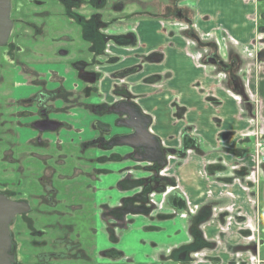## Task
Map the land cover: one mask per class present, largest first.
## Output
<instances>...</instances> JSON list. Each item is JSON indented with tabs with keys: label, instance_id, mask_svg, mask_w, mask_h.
I'll return each mask as SVG.
<instances>
[{
	"label": "flooded vegetation",
	"instance_id": "af4514ba",
	"mask_svg": "<svg viewBox=\"0 0 264 264\" xmlns=\"http://www.w3.org/2000/svg\"><path fill=\"white\" fill-rule=\"evenodd\" d=\"M9 1V23L0 27V147L4 149L0 150V154L6 158L0 164L1 171L9 172L10 176L0 178V194L19 204L9 224L10 247L7 255H11V264H248L247 253L241 248L242 251L237 252L227 247L225 253L215 252V243L205 240L201 231L205 215L208 221L217 217L218 224L224 226L226 221L246 222L247 217L244 218L242 211L232 208L225 200L218 203L219 200L212 198L210 203L186 215L190 209L186 192L173 178L164 175L170 169V158L184 159L187 151L198 149L195 138L183 133L178 148L164 147L163 141L150 131L152 120L149 114L135 102L125 84H114L107 93L101 89L102 68L117 59L111 46L122 41L127 45L136 42L133 25L129 28L125 23L140 19L131 13L140 10L143 1ZM175 1L182 3L177 12L183 11L181 16L186 19L184 24L192 39L206 46L208 51L205 49L203 52L210 62L220 66V73L231 77L233 69L238 67L233 57L231 59L234 54L220 57L215 39H211L208 33L200 32L184 12L187 9L196 10L183 6L185 0ZM56 15L62 16L66 25L70 26L73 22L79 27V37L86 43L84 49L77 50L73 55L69 49L60 50L56 57L53 56L57 38L52 35L55 33H52L51 20ZM259 18L264 20V12ZM120 26L125 29L120 30ZM64 40L69 41L68 37ZM55 58L71 59L64 74L51 67ZM255 58L264 64V46H259ZM133 69L130 66L116 69L109 76L114 81H122ZM69 77L73 80L70 87L66 85ZM73 94L83 100L81 107L74 108ZM94 99L96 101H92ZM74 109L81 112L80 118H74L75 121L86 127L75 128L72 121ZM179 114L183 113L177 108L176 115ZM146 125L147 131L157 139V146H150L151 151L117 144L126 138H134L136 134L141 136L140 132ZM74 131L76 139L67 137ZM185 140H192L194 145L186 146ZM149 141L146 142L147 147L151 143ZM250 142L254 144V140ZM90 147L113 152L112 158L136 164L119 171L113 186L124 191L129 190L124 187L133 182L139 181L140 185L131 189L133 193L113 203L104 198L93 199L89 206L83 201L85 203L77 210L76 206L67 205L62 193L66 185L73 181L72 162L82 160L81 175L86 180L91 179V182L100 183L104 174L95 168V156H89L94 152H89ZM227 151L239 155L245 150L241 147ZM253 151L256 152V149L243 154L253 155ZM147 153L155 155L154 160ZM15 160H19L18 163ZM105 160L102 158L101 161ZM261 163L263 170L260 177L248 179L253 173L246 166L234 173V179L243 181L249 189L258 190V198L254 201L257 206L259 204V209L254 220L258 223L257 229L263 231L264 161ZM225 167L219 158L206 164L203 172L210 178L216 172H225ZM89 168L95 172L91 173V177ZM135 170L146 175L136 178ZM97 191L99 193V187ZM210 196L207 190L206 197ZM167 209L169 214L158 213V217H189L186 241L163 247L146 239L144 244L150 243L151 246H146L140 256L134 252L126 253L124 247H116L121 236L133 227L134 218L152 216L154 219V212ZM94 216L108 226L102 230L107 234L104 241L110 243L108 246L92 241L90 234L81 229L94 225ZM246 226H242L239 232L249 237L252 234ZM99 227L96 225L97 231ZM90 233L98 235L96 231Z\"/></svg>",
	"mask_w": 264,
	"mask_h": 264
},
{
	"label": "crops",
	"instance_id": "0c3cea01",
	"mask_svg": "<svg viewBox=\"0 0 264 264\" xmlns=\"http://www.w3.org/2000/svg\"><path fill=\"white\" fill-rule=\"evenodd\" d=\"M142 1L140 10L131 13L140 19L129 21L131 25L125 23L129 28L133 25L136 42L127 45L122 41L111 46L117 59L102 68L101 89L107 93L114 84H125L135 102L149 114L150 131L163 141L164 147L178 148L183 133L195 138L196 153L194 150L186 153L192 166L179 167L176 160L164 175L181 182L188 192L190 209L186 215L210 203L212 198L219 200L218 203L225 200L232 208L241 210L244 218L247 217L246 222L226 221L224 226L218 224L217 217L208 221L205 215L202 235L215 243L217 253H225L226 247L233 252L243 250L247 253L248 264H264V228L258 230L254 220L259 209L255 202L258 190L251 187L256 192L252 197V190L243 181L234 179V173L247 166L249 153H243L252 149V140L240 133L252 123L249 107L253 109L254 104L250 103L256 99L260 101L257 102L258 118L264 119V64L254 59V51L256 54L259 46H264L261 42L264 41V24L260 23L261 12L256 8L259 0H197L196 11H184L200 32L215 39L218 54H234L231 59L233 57L238 67L233 69L231 77L216 71L203 52L208 51L206 46L192 39L184 24L186 19L181 16L183 11L177 12L181 2ZM141 14L143 17H139ZM119 28L125 29L124 26ZM222 42L226 43L227 53L220 48ZM256 64L260 70L254 72V68L249 72ZM128 66L134 69L122 81L110 78L111 71ZM177 108L182 110V115H176ZM222 128L230 129L227 130L231 136L229 145L217 136ZM238 147L245 150L243 155L227 151ZM219 158L226 162V171L207 178L203 167ZM174 166L177 169H173ZM180 217L188 219L185 225L188 233L189 217ZM245 224L252 234L249 237L239 232Z\"/></svg>",
	"mask_w": 264,
	"mask_h": 264
},
{
	"label": "rangeland",
	"instance_id": "374dc122",
	"mask_svg": "<svg viewBox=\"0 0 264 264\" xmlns=\"http://www.w3.org/2000/svg\"><path fill=\"white\" fill-rule=\"evenodd\" d=\"M185 6H189L192 7L193 9H197V0H185L184 2ZM195 3V4H194ZM256 8L258 9L259 13L264 12V0H259V2H256ZM52 24H53V30L52 34L54 37H56V43L53 47V56L56 57L57 54L60 50H70L75 54L77 52V50L79 49H84L86 43L80 39L79 37V27L75 24V23H71L70 26L66 25V22L64 21V19L62 18V16L59 17V15H56L53 17V19L51 20ZM260 23L264 24V20L260 19ZM68 37L69 41L66 42L64 39ZM226 43L228 44V41H226ZM226 43L222 42L220 44V48L221 50H225V53H227L226 50ZM261 46V45H260ZM251 49V48H250ZM252 50V49H251ZM253 50H255V48H253ZM250 52V51H249ZM225 55H221L219 52V56H221L222 58H225ZM251 55V54H249ZM254 56H255V51H254ZM254 59H256L254 57ZM71 59L70 58H55L53 60V63L51 64V67L56 69V71H59L61 74H64L65 72V67L68 65L69 61ZM257 62V61H256ZM246 63V62H245ZM247 64L250 66L251 63L248 61ZM215 67L216 71H220L221 68L219 65H211ZM251 67V66H250ZM255 68V70H254ZM43 69V68H42ZM256 72L260 70V66L259 64H256L255 67H253V69L251 70V68L249 69V72ZM239 71V70H237ZM68 77V75H67ZM73 80L71 77H69V79H67V83L66 85L68 87L71 86ZM73 105L74 108H78L81 107L83 105V100L81 99L80 96H77L75 94H73ZM252 99V97H251ZM92 101H96L95 99ZM257 99L255 100L254 103H250V105L254 104L253 109H251L249 107V117H250V121L252 123H250V125L248 127H246L244 130H242V132L240 133L243 137H249L250 140H254V144H251L252 150L256 149V152L253 151V155H249L248 160H247V167L249 172H252L253 174L249 176L248 179H253L254 177H260L261 174V169L263 170V165L261 162L264 161V156L262 155V151L264 150V148L262 149V147L264 146V119L262 118H258V114L260 113V110L258 108V102ZM213 106V104H212ZM215 111V110H214ZM74 114H72V121H74V126L75 128H84L86 127L84 124H79L77 121H75L74 118H80L81 116V112L79 113L78 109H74L73 110ZM257 118L259 119V122L257 120ZM227 128H222L219 133H218V137L220 138L221 141H228L229 145V140L231 138V136L228 134ZM253 131V132H252ZM72 137L74 139H76V132L74 131L73 133L67 134V137ZM262 141V142H261ZM258 144V145H257ZM239 148V147H238ZM75 149V148H74ZM77 150H79V146L76 147ZM95 147H90L89 148V152H92V155H89L90 157H92L93 155L95 156L94 159V166L97 170H102V173H104L102 175L101 181L100 183L98 182H91L90 180H86L85 177L83 175H81V171L83 170L82 167V160H79V162H77L78 159H76L75 161L72 162L71 167H72V178L73 181L71 183H69L68 185H66L65 189L62 190V193L65 195L66 198V202L67 205H71L72 207L76 206L75 208L77 209L78 206H80L81 204L87 202L88 206L90 201H92L93 199H97V200H102L103 198L106 199L107 201H109L110 203H113L116 199L119 200L121 199L123 196L125 195H129V193H133V190L129 189V190H124V191H120L117 187L113 186V183L117 181L118 179V172L123 170L124 168L127 167H133L136 164H133V162L128 161V160H124V161H120L117 160L115 158H112V153L109 151H102V150H95ZM121 150H126L127 148H120ZM0 150H4L3 148L0 147ZM16 150H21V149H16ZM51 150V149H50ZM53 150V149H52ZM228 150H230L228 148ZM231 150H235V149H231ZM190 151V150H189ZM197 149L194 150V152L196 153ZM4 153V152H3ZM102 158H105L106 160L104 162H102ZM189 156L184 157V159H177V158H173L172 160H169V166L171 168V166L173 165L174 162L177 161V165L180 167L182 165L184 166H192L191 164V160H189ZM5 156H1L0 154V162L5 160ZM16 161V160H15ZM19 161V160H17ZM16 161V163H18ZM226 163V162H224ZM68 168V167H67ZM173 169H177V166L172 167ZM2 165L0 164V178H5V177H9V172H2ZM49 172V170H48ZM91 173L94 174L95 172L89 168L88 174L91 177ZM136 174V178H139L141 176H145L146 173H139L138 171L135 170ZM71 178V179H72ZM101 185V186H100ZM113 186V187H112ZM179 186L181 187L182 190H184L187 194L188 192L186 191V189L184 188L183 184L181 182H179ZM99 187V193L97 191ZM96 189L95 194L93 195V190ZM252 193L250 192L251 196L253 197V195L256 193L255 190L251 189ZM189 195V194H188ZM120 197V198H119ZM126 197V196H125ZM162 198V197H161ZM157 199H159V196H157ZM85 201V202H83ZM82 202V203H81ZM95 202H93L94 204ZM85 207V205H83ZM73 207V208H74ZM91 209V207H90ZM78 210V209H77ZM167 211V212H166ZM163 211V212H154V219L152 218V216H139L134 218L135 222L133 227H130L128 229V232L125 233L124 235L121 236V240L120 242H118L116 244L117 248H125L126 253H130V252H134L136 254H138V256H140L141 252L143 250H146V246L149 248L151 245L150 243L145 245L144 241H146V239L151 240V241H155L158 243V245L160 246H167V245H173L175 243H180L183 241H186L188 239V233L186 231V224H187V220L188 219H181L180 216H174V217H168V218H159L158 217V213L159 214H169L168 210ZM130 215V214H129ZM95 218V224H90L88 228H86L85 226H83L81 229L82 230H86L88 233H86L87 235L90 234L91 240L92 241H97L98 244L102 245L103 243H105L104 238L107 239V234L102 231V230H106L108 226H104L102 224V221L100 218L96 219ZM128 218H126L127 220ZM72 226L75 228L74 226V222L71 223ZM81 224V223H80ZM96 225L100 226L99 227V231H97L96 229ZM147 226V229H144V227ZM91 231H96L98 232L97 236L96 234L92 235L90 232ZM110 243L106 242L103 246H108ZM101 247V246H100Z\"/></svg>",
	"mask_w": 264,
	"mask_h": 264
},
{
	"label": "water",
	"instance_id": "95a60500",
	"mask_svg": "<svg viewBox=\"0 0 264 264\" xmlns=\"http://www.w3.org/2000/svg\"><path fill=\"white\" fill-rule=\"evenodd\" d=\"M10 9L9 0H0V27L4 24L9 23L8 15ZM141 136L137 134L134 138H126L127 140L119 141V145H128L132 148H138L139 151L147 150L151 151L150 146H157L156 137L147 131V125L144 126L140 132ZM151 141L150 145L147 147L146 142ZM149 141V142H150ZM148 154V153H147ZM150 155V154H148ZM155 155H150V159L154 160ZM140 185L139 181L133 182L132 185L124 187V189H132ZM21 205V204H20ZM19 208V204H15L7 200L0 194V264H11L10 257L7 255L10 247L9 238V224L14 217V214Z\"/></svg>",
	"mask_w": 264,
	"mask_h": 264
},
{
	"label": "trees",
	"instance_id": "16d2710c",
	"mask_svg": "<svg viewBox=\"0 0 264 264\" xmlns=\"http://www.w3.org/2000/svg\"><path fill=\"white\" fill-rule=\"evenodd\" d=\"M185 144L186 146H191V145H194V142L192 140H189L188 142L185 140Z\"/></svg>",
	"mask_w": 264,
	"mask_h": 264
}]
</instances>
